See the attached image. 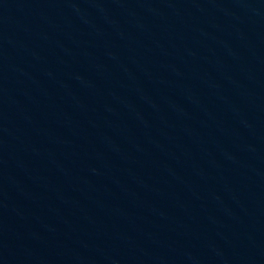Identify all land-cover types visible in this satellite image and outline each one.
Returning <instances> with one entry per match:
<instances>
[{"label": "water", "instance_id": "water-1", "mask_svg": "<svg viewBox=\"0 0 264 264\" xmlns=\"http://www.w3.org/2000/svg\"><path fill=\"white\" fill-rule=\"evenodd\" d=\"M0 264H264V0H0Z\"/></svg>", "mask_w": 264, "mask_h": 264}]
</instances>
